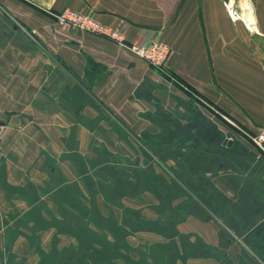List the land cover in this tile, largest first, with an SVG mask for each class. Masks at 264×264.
Masks as SVG:
<instances>
[{
    "label": "crops",
    "instance_id": "1",
    "mask_svg": "<svg viewBox=\"0 0 264 264\" xmlns=\"http://www.w3.org/2000/svg\"><path fill=\"white\" fill-rule=\"evenodd\" d=\"M224 1L0 0V120L9 127L0 145L1 264H107L118 249L92 222L118 240L125 218L86 215L90 193L115 186L87 177L94 163L142 160L138 139L181 180L174 201L197 212L181 217L177 241L210 249L213 264H264V155L204 103L251 133L264 125V0L250 1L254 31L232 22ZM67 7L126 26L132 44L160 38L172 48L168 71L194 95L114 42L58 26L47 11ZM129 164L120 175L142 170V162L139 170ZM44 187L50 199L36 194ZM74 200L86 216H69ZM157 232L144 235L155 239L150 252L170 256L168 224Z\"/></svg>",
    "mask_w": 264,
    "mask_h": 264
},
{
    "label": "rangeland",
    "instance_id": "2",
    "mask_svg": "<svg viewBox=\"0 0 264 264\" xmlns=\"http://www.w3.org/2000/svg\"><path fill=\"white\" fill-rule=\"evenodd\" d=\"M238 1L240 5V3H242V0H237V2ZM29 34L33 35V33L31 32H29ZM102 38L107 39L105 37ZM152 67L158 70L167 80L172 81V83H174L181 89L189 92L190 96L194 95V91L189 86L179 81L178 78L170 76L165 71V69L155 66ZM193 98L199 99L196 96ZM204 103L206 108H210V110L216 112V114H219L223 119H225V115L223 113L217 112V110L211 105L210 102L204 100ZM0 121H3V123L5 124V132L2 140L0 141L1 145L3 140L8 135L9 127L7 121ZM127 133L128 135L132 136L129 131H127ZM136 142L139 146H141L140 152L142 154V160L130 159L129 161H127V163H130L129 168L139 170L135 166H138V162H142V170H139L137 174H134L132 170H130L128 174L120 175L122 174V171H120L121 169L117 170V168H127V163L125 166H123L116 164V162L112 159H107L102 161L104 165H95L94 163L93 169L90 170V174L87 177V179L89 180L88 183L91 184H105L110 187L114 186L115 184V186L112 189L110 188L111 192L109 193L96 191L91 192L90 196L92 198L93 204L90 211L85 212L86 215L93 217H111L117 213V215L123 216L125 218L124 222H122V225L124 227L126 237L118 240L114 238L115 233L112 234L113 231L109 232L106 229L105 223H99V221L92 222V225L97 232L104 231L107 233L105 237H103L102 242L107 243L108 246H112V248L118 249L116 252L109 254L106 263L108 264L114 262L111 259L115 258L119 261H122L123 264H181L186 263L185 259H183L182 262V257L187 256L189 259L188 261H197L205 258L206 261L208 260L207 263L209 262L213 264L214 260L211 256L212 252L210 249L205 248L204 252L196 251V244L190 239L189 241H187V239H178L179 242H183V246L178 243V237L176 236L178 231L177 228L179 226H184V224L181 225V217L188 215L196 216L197 212L194 206H192L194 209L191 207L189 209H185L189 205H186V202L184 201H174L175 199H180L181 197H179V193L175 191L176 189H172V186L176 185L177 183H181V180L173 173V171H171V168L166 164V162H164V160H162L158 156H151L141 140L139 141L138 139ZM144 165H146L147 168H144ZM117 185L119 187L118 190H116ZM165 186L169 187L172 191H167L165 189ZM178 189H181L180 185ZM48 190L49 187L47 189L45 187L44 189L40 188V191L36 192V194H40L42 197L50 199L51 192H49ZM25 194L32 195V192L25 191ZM106 194L107 196H104ZM188 197L189 199H187L186 201L191 204L192 194L190 190L187 198ZM106 198L111 201L115 200L117 201V203L111 202L109 204L111 207H103L99 204V201ZM173 201L176 203H174ZM72 205L74 206L67 210L69 216H86L83 211H80V206L77 200L72 201ZM209 214L210 216L214 217L213 212L209 211ZM167 224L170 228V232L173 234V236H170L169 239L171 240L174 252L169 253L170 256L163 255V253L160 255L159 253L161 252L156 250L150 252L149 248L152 244H154L155 239L150 238V236L144 237V235L150 233L153 234L157 239L160 237V234L157 232V230L160 231L165 229V226H167ZM134 226L137 227V232H134ZM78 230L84 229L81 227V225H79ZM135 237H139V240L137 242H134L132 239ZM73 243L81 244L84 243V240L76 239V241H74ZM196 252L199 254H204L205 256L198 257ZM134 254H136L137 257L134 256Z\"/></svg>",
    "mask_w": 264,
    "mask_h": 264
},
{
    "label": "built area",
    "instance_id": "3",
    "mask_svg": "<svg viewBox=\"0 0 264 264\" xmlns=\"http://www.w3.org/2000/svg\"><path fill=\"white\" fill-rule=\"evenodd\" d=\"M244 1L246 2L249 0H242V2ZM224 6L233 23L242 21L248 29L252 31L256 29L253 5L250 6L251 8L245 9L242 3L239 5V1L237 2V0H225ZM249 10H252L251 18L247 16ZM47 12L60 27L71 28L105 37L134 56L146 60L150 65L165 69V71L168 70V61L172 54V48L160 38L154 39L149 45L132 44L129 43L126 38L125 31L127 28L124 25L119 27L109 26L98 20L92 13L90 14L83 10L67 8L60 11L49 10ZM224 118L240 130L264 155V125L256 133H251L240 127L233 120L225 116ZM4 132L5 124L0 121V141L2 140Z\"/></svg>",
    "mask_w": 264,
    "mask_h": 264
},
{
    "label": "bare ground",
    "instance_id": "4",
    "mask_svg": "<svg viewBox=\"0 0 264 264\" xmlns=\"http://www.w3.org/2000/svg\"><path fill=\"white\" fill-rule=\"evenodd\" d=\"M242 5L244 6L245 9H249V7L251 6L250 0L249 1H244L242 2ZM251 8V7H250ZM251 12L252 10H249V12H247V16L251 18Z\"/></svg>",
    "mask_w": 264,
    "mask_h": 264
},
{
    "label": "water",
    "instance_id": "5",
    "mask_svg": "<svg viewBox=\"0 0 264 264\" xmlns=\"http://www.w3.org/2000/svg\"><path fill=\"white\" fill-rule=\"evenodd\" d=\"M225 145H227L228 147H230L231 146V141H225Z\"/></svg>",
    "mask_w": 264,
    "mask_h": 264
},
{
    "label": "trees",
    "instance_id": "6",
    "mask_svg": "<svg viewBox=\"0 0 264 264\" xmlns=\"http://www.w3.org/2000/svg\"><path fill=\"white\" fill-rule=\"evenodd\" d=\"M166 72L170 75V76H173L175 77L172 73L170 74V72L168 70H166ZM177 78V77H176Z\"/></svg>",
    "mask_w": 264,
    "mask_h": 264
}]
</instances>
